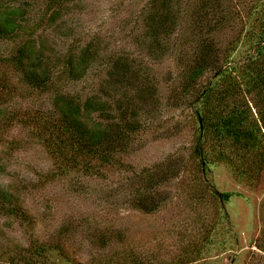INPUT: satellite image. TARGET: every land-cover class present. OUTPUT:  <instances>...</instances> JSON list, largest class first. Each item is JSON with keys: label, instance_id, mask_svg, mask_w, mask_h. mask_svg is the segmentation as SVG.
Instances as JSON below:
<instances>
[{"label": "trees", "instance_id": "1", "mask_svg": "<svg viewBox=\"0 0 264 264\" xmlns=\"http://www.w3.org/2000/svg\"><path fill=\"white\" fill-rule=\"evenodd\" d=\"M77 1L44 0L40 5L36 0L34 4L0 0V44H8L0 52V100L16 93L23 96L27 88L48 103L21 112L0 110V129L27 131L42 143L57 159L55 176L70 170L99 172L97 164L124 167L121 154L144 134L147 119L155 117L161 100L160 83L148 61L126 52L112 53L111 44L99 34L85 38L65 29L64 37L70 41L59 50L44 37L35 41L39 29L59 27ZM253 1L239 0L244 11L240 15L227 0H192L188 7L182 0H148L142 38L147 40L149 56H155L187 16L192 39L183 49L186 58L177 61L174 73L179 81L170 77L167 107L189 113L187 121L194 130L191 169L208 178L215 167L224 165L238 182L258 186L264 183V0ZM233 22L240 31L245 27V33L221 43L215 33ZM137 42L141 44L138 38ZM93 68L101 75L87 95L65 88L68 82L85 80ZM176 123L167 121L161 129L179 134ZM9 143L20 148L26 141L17 138ZM164 171L165 178L172 177L181 166L175 161ZM147 177L152 185L153 178ZM148 181L145 186L134 184V193L141 194L134 206L152 213L157 205L150 198ZM206 192L225 203L233 196L218 189ZM24 203L0 183V217L17 222V234L22 235V240L0 238V264H84L77 252L86 244L91 257L85 264H197L193 254L212 248L219 234L214 228L199 242L180 244V254L171 251L165 260L154 249L144 250L147 242L124 246L119 231L108 232L87 218L42 237ZM218 211L226 220L223 206ZM259 242L264 252V235ZM69 246L74 247L72 253Z\"/></svg>", "mask_w": 264, "mask_h": 264}, {"label": "rangeland", "instance_id": "2", "mask_svg": "<svg viewBox=\"0 0 264 264\" xmlns=\"http://www.w3.org/2000/svg\"><path fill=\"white\" fill-rule=\"evenodd\" d=\"M28 1L32 4L35 2ZM42 1L36 0V3L41 5ZM191 1L182 0L183 7H188ZM227 1L240 15L244 12L240 11L243 6L239 0ZM244 1L249 3L253 0ZM147 2L79 0L70 5L69 13L59 27L39 29L35 40L38 42L44 37L59 50L66 48L70 41L64 37L65 29H71L75 31L74 35L85 38L99 34L111 44L112 53H130L151 65L160 83L159 110L155 113L154 121V118L147 119L146 130L133 147L121 154L124 167L118 169L111 164H97L95 167L99 172L82 174L79 170H70L55 176L53 171L57 159L49 155L42 143L35 142L27 131L20 133L17 128H1L0 183L20 200L25 199L24 206L36 221L35 232L42 237L52 236L61 225L67 226L71 221L75 224L87 218L108 232L119 231L120 240L125 242L122 245L147 242L144 250L154 249L159 258L169 260L171 251L180 254V244L186 245L193 240L199 242L201 237L210 235V231L217 228L219 234L212 248L201 255L193 254L197 264H264V252L259 248V241L264 235V183L258 186L240 183L224 165L215 167L208 178L201 173L195 174L191 169L190 148L194 130L192 123L187 121L189 113L167 107L172 83L170 77L173 76L175 83L179 81L174 72L178 62L186 58L183 49L192 39L188 32L189 19L183 16L175 37L163 43L161 50L150 57L147 40L142 38V16ZM32 11L34 13L33 8ZM238 25L233 22L229 27L217 31L215 37L225 44L236 39L239 34L245 33V27L240 31ZM136 38L141 40V44L136 43ZM7 45L0 44V52L5 51ZM100 75L99 69L93 68L85 80L68 82L65 88L73 94L85 96L95 88ZM26 92L23 96H16V93L12 98L3 97L0 110L21 112L48 105L46 97L39 95L45 98L40 100L37 91L33 93L26 88ZM167 121L177 122L175 127L181 128L180 133L177 134L176 130L172 134L164 133L162 123L167 125ZM158 124H161L160 127ZM17 138L26 141L20 148L9 143V140ZM175 161L180 164L181 171L165 178L164 169ZM147 175L153 178V186L147 180ZM147 181L151 187L150 198L157 205L152 213L134 206L135 198L141 197V194L134 193V184L145 186ZM215 189L232 193L230 202L220 200V203L219 199L206 192ZM222 206L227 213L226 220L218 211ZM19 231L17 222L0 217L1 239L22 240V235L17 234ZM86 247L77 252L78 259L84 264L91 257L90 246L86 244ZM73 248L67 247L70 253Z\"/></svg>", "mask_w": 264, "mask_h": 264}]
</instances>
